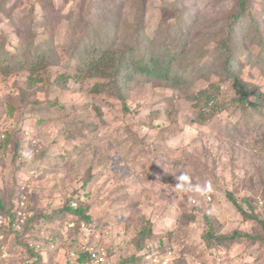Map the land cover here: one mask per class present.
<instances>
[{
    "label": "rangeland",
    "instance_id": "374dc122",
    "mask_svg": "<svg viewBox=\"0 0 264 264\" xmlns=\"http://www.w3.org/2000/svg\"><path fill=\"white\" fill-rule=\"evenodd\" d=\"M239 10V0H0V229L12 230L0 264H80L83 252L94 264H264L263 226L227 196L264 222V0L230 27ZM230 35L234 73L257 93L199 124V92L236 96L217 60ZM103 50L170 68L121 69L108 89L112 72L93 66ZM69 200L89 207L86 226L60 213ZM210 226L256 240L213 248Z\"/></svg>",
    "mask_w": 264,
    "mask_h": 264
},
{
    "label": "trees",
    "instance_id": "16d2710c",
    "mask_svg": "<svg viewBox=\"0 0 264 264\" xmlns=\"http://www.w3.org/2000/svg\"><path fill=\"white\" fill-rule=\"evenodd\" d=\"M249 0H239V6L240 10L239 13L236 15H233V22L231 23L230 27L233 26V24L236 21H241L246 15H247V2ZM231 35L227 37V41H225L222 46L219 48L220 54H218L217 60H223L221 64H223L224 72L222 71L224 76L230 77L232 80V87L235 90V98H233L231 101H226V103L219 102V95L221 93L219 86H211L208 89H204L201 92H199L195 97L194 101L196 103V107L200 110L201 115L205 117H199V124H205L208 122L212 117H215L220 112L227 110L231 105H244L249 99L250 96L257 93L258 88L248 82H245L243 79L239 78L234 73V50H232L230 47V39ZM123 54V52H120ZM137 52H128L124 53L120 58H115L114 54L112 53L110 55L109 51L103 50V51H96L95 54H92V58L95 61V66L97 71H101L103 73L112 72L109 76L112 78L113 82H108L104 84L103 87L108 89L115 88L114 86H119L121 82H117L119 78L121 77V69H126L127 72H130L131 69H134L135 72H139L141 74H147L148 72H152L154 76H156L158 73H164L166 71H169V64L167 62L164 63V65H159L158 63H154V65L151 62H144L143 60L138 59ZM154 60V59H153ZM152 61V60H150ZM90 63V67H91ZM105 79H107V74H104ZM101 85V84H99ZM95 90H99L97 87ZM211 117V118H210ZM228 199L230 202L237 208V210L242 214V216L247 220H252L257 222L258 224L262 225L264 228V222L257 216L255 213H250L246 211L237 201V199L230 193L227 194ZM0 205H2L0 203ZM89 207L88 206H81V204L78 202H73V200H69L65 207L60 210V213H68L74 215V217L80 218L83 222V227L86 226L90 221L91 218L89 216ZM87 223V224H86ZM209 224V222H208ZM151 228H144L143 232L141 233V236L139 240L142 238V236L145 238L150 232ZM213 228L211 226L207 230V234L205 235V241L208 243L207 245L210 247H214V244L217 245L216 247H219L220 245H225V242H232L237 241L239 239L247 238L251 240H256L255 237H252L250 234H241L238 231H235L233 234L229 236H217L213 233ZM11 229L7 228V226H3L0 229V234L4 235L6 238L11 234ZM22 236V235H19ZM17 237V236H16ZM16 237H14V241L19 244V247L25 248L28 253L31 254L32 257H35L36 252H34V249L31 248V246L25 242H21L20 238L16 240ZM146 239V238H145ZM138 240V241H139ZM5 245V244H4ZM1 250V249H0ZM40 255V253L38 252ZM38 255V256H39ZM37 256V257H38ZM98 260L89 252H83L80 254L79 262L80 264H94ZM136 262V258L133 257L129 260H126L122 262L121 264H125L127 262ZM141 261V260H140ZM176 262V261H175ZM33 264V263H32ZM34 264H43L42 258H37V262H34ZM141 264V263H140Z\"/></svg>",
    "mask_w": 264,
    "mask_h": 264
},
{
    "label": "clouds",
    "instance_id": "9594fccd",
    "mask_svg": "<svg viewBox=\"0 0 264 264\" xmlns=\"http://www.w3.org/2000/svg\"><path fill=\"white\" fill-rule=\"evenodd\" d=\"M31 155L32 154L30 152H25L24 153V156L27 159H31ZM187 176H188V173L187 172L181 173L180 178H178V180H177V186H178V188L183 189L185 187L184 181L187 179Z\"/></svg>",
    "mask_w": 264,
    "mask_h": 264
}]
</instances>
